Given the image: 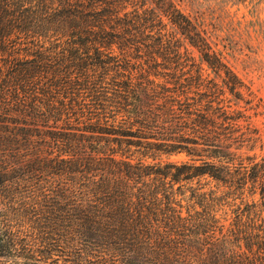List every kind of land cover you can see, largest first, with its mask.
<instances>
[{"label":"trees","instance_id":"16d2710c","mask_svg":"<svg viewBox=\"0 0 264 264\" xmlns=\"http://www.w3.org/2000/svg\"><path fill=\"white\" fill-rule=\"evenodd\" d=\"M248 91L173 0H0V264H264Z\"/></svg>","mask_w":264,"mask_h":264},{"label":"rangeland","instance_id":"374dc122","mask_svg":"<svg viewBox=\"0 0 264 264\" xmlns=\"http://www.w3.org/2000/svg\"><path fill=\"white\" fill-rule=\"evenodd\" d=\"M177 7L205 30L212 48L248 87L245 97L252 100L239 109L246 111L259 140L255 149L257 161L264 156V0H173ZM206 78H215L190 48ZM249 93L251 94L248 97ZM185 154L171 157L173 162H187ZM212 185V184H211Z\"/></svg>","mask_w":264,"mask_h":264}]
</instances>
